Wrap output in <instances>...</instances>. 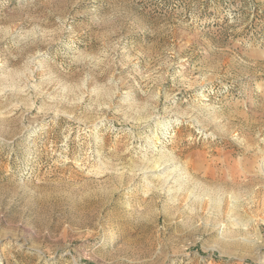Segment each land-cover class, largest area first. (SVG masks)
Returning a JSON list of instances; mask_svg holds the SVG:
<instances>
[{
    "label": "rangeland",
    "instance_id": "rangeland-1",
    "mask_svg": "<svg viewBox=\"0 0 264 264\" xmlns=\"http://www.w3.org/2000/svg\"><path fill=\"white\" fill-rule=\"evenodd\" d=\"M0 264H264V0H0Z\"/></svg>",
    "mask_w": 264,
    "mask_h": 264
}]
</instances>
